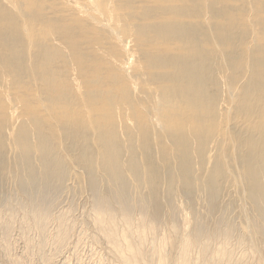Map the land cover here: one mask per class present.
<instances>
[{"label": "rangeland", "instance_id": "374dc122", "mask_svg": "<svg viewBox=\"0 0 264 264\" xmlns=\"http://www.w3.org/2000/svg\"><path fill=\"white\" fill-rule=\"evenodd\" d=\"M63 1L72 12L50 21L40 18L41 4L58 9L62 0H0V131L5 133L0 145L10 144L8 132L44 128L48 132L36 137L53 136L58 153L68 149L62 152L65 169L82 151L97 161L112 156L106 153L112 145L117 155L113 174L133 183L132 191L138 187L148 195L143 201H151L161 217L175 216L179 222L177 232L166 233L168 251L174 253L178 237L195 228L202 227L206 236L205 230L222 227L241 235V248L251 253L248 264H264V233L249 223L251 213L241 200L246 199L247 158L264 149L260 144L246 152L250 137L258 139L264 125V0ZM90 1L100 9L80 12V5ZM218 50L224 53L219 58ZM177 54L188 60L176 61ZM168 75L178 80H159ZM46 105L54 106L52 114ZM203 114L205 123H192ZM246 115L252 118L248 132L247 126L235 127ZM81 180L83 186L75 179L69 196L60 197L65 206L75 204V221L83 220L74 226L78 236L72 234L62 250L66 259L61 253L52 264H102L96 257L108 255L105 248L95 249L102 240L87 238L93 230L85 215L91 195L87 179ZM99 184L100 190L107 187L103 180ZM123 190L134 196L128 186ZM240 206L245 222L231 215ZM170 208L179 211L170 213ZM80 226L90 229L87 236L79 234ZM17 238L11 251L21 256L23 243Z\"/></svg>", "mask_w": 264, "mask_h": 264}, {"label": "bare ground", "instance_id": "6f19581e", "mask_svg": "<svg viewBox=\"0 0 264 264\" xmlns=\"http://www.w3.org/2000/svg\"><path fill=\"white\" fill-rule=\"evenodd\" d=\"M87 4L88 5L85 6L81 4L79 11L83 13L87 11L88 13L95 14L100 9L96 5V2L90 1L87 2ZM162 5L166 4L162 3ZM58 6L61 7L57 9L52 4H41L43 14L40 18L43 17L45 20L52 21L55 19L54 16H60L62 12H72V6L69 3H65L63 0ZM75 9L77 10V8ZM160 9L161 7H156L155 10L159 11ZM109 14L113 15L114 12L111 11ZM20 29L24 31L22 26ZM5 41V38H3V42ZM221 46L225 45L223 44ZM7 47L9 51L13 50L11 47ZM1 51L2 46H0V52ZM218 51L219 53L216 54L218 58L220 55H224L222 50ZM2 55L3 52L0 54V58ZM10 55L9 53V55L6 56ZM226 55L229 54L227 53ZM187 60L185 54H177L176 61L185 62ZM240 65L244 67V64ZM164 78H166L168 83H174L178 80L177 77L173 78L169 75L159 77V80L163 81ZM25 83L24 85H27ZM124 88L130 91L135 90L133 87L129 86H125ZM20 93L21 92H18V94ZM166 99L169 100L168 98ZM170 99L172 98L170 97ZM46 107L52 114L54 106L49 107L46 105ZM36 113L39 114V111H36ZM179 115L180 113L178 112L175 116L179 118ZM33 118L37 120L36 116ZM170 118L173 117L170 116ZM205 118L206 115L203 114L200 119H194H199L197 122L192 123L203 124L205 123ZM250 119L252 118L247 115L245 118L238 119L235 122V127L242 128L245 126V129L247 126L248 132L249 124L247 125V122ZM179 120H181L182 123L184 121L183 118H179ZM259 127V138L256 139L254 136L250 137L251 142L248 144V150L246 152H250L260 144L264 146V125L262 124V127L259 125ZM178 128L181 127H177V129ZM47 132L48 131L44 128L40 131L39 127L31 131L30 134L28 129L26 134L8 132L7 134L13 137L8 145L11 147L3 151L8 146L0 145V260H2L0 264H27L22 258H24L28 264H31L33 260H36V263L40 260V264H52L55 258L54 262L58 260L57 256L61 255V253L63 254L62 250L68 244L72 234H78L77 230L79 226L76 227L78 229L76 233H74L76 222L78 225L79 221H83H77L76 218V216L79 218L83 210H78L81 212H78L79 215L76 214V216H74L76 221L73 218V209H75V204L73 203L74 198L72 197V201L70 202L73 203L74 206L69 204L65 206L62 204L64 202L60 197L62 196L63 198L64 194L66 196L68 195L70 191L68 187H71L73 182L75 183V179L76 183L78 181V185L82 182L81 179L83 178L88 181V187L86 182H84L86 183L84 187L88 188L91 195L87 196L91 198V200L90 203L88 202L90 207H87L88 211L85 212V215L92 224L88 225L93 228V230L91 229L90 236H87L86 232H89L90 229L87 230L88 227H81V225L82 231H80L79 234L82 232L84 236L86 235L88 239H91V241L87 239L90 243H100V240L103 241V243H100V246L102 244L105 245V247H100L97 246L98 244H95V248L93 245L95 249H98L97 247H99V250L100 248H105L104 250L108 254L105 253L107 255L106 257L98 250L101 257H96V259L100 258L101 260H99V262L102 261V264H248L251 253L247 249L241 248V235L235 233L236 231L233 232V229L230 232V229L222 227L215 230H205L207 233L206 236H202V227L195 228L190 234H184L178 237L174 253L168 251L165 246V241L167 240L166 233L173 231L177 232L179 222L175 221V216L171 218L161 217V214L154 210L156 207L151 204V201L148 204L146 201H143L144 198H148V195H144L138 187L132 191V187L130 186H133V183L129 185L128 181L124 182L125 177L119 176L118 172L113 174L116 169L115 160L117 159V155L113 156L115 153L112 145H107L106 147V153L108 155L112 154V156L106 157V159L102 158L100 161L92 158L90 154L84 151L79 153L76 159L70 155V158H73L72 160L75 161V165L73 164L74 166L71 165L70 168L65 169V162L61 159H63L64 153L69 152L68 149L64 146V153H62L63 151L58 153L56 150L52 149V147H55V149L57 148L53 136H48L45 139L36 137L38 133L46 134ZM4 134V132L0 131V139ZM63 143L66 145L64 140ZM67 147L69 148V146ZM185 148L186 142H184L183 146V149ZM263 163L264 149L261 148H258L254 155L247 158V171L245 170L247 178H242V180L245 181L244 189L247 200H241L243 203H247L248 211L251 213L249 223H253L264 233ZM99 165L101 168H98ZM80 173H83L85 177L82 178L81 176L79 177L80 179L78 178L77 180L76 177H78ZM240 176L243 177V173H241ZM102 180L107 183V187L106 185L104 187L101 185L102 188L106 187L104 190L102 188L100 190V186H98L99 182ZM80 184L82 185V183ZM125 186H128V189L134 193V196L127 194L123 190ZM71 196L72 195H70V197ZM80 196H82V194ZM83 201H85V198ZM249 201L252 204L251 209H249ZM242 202H240V204ZM82 204L84 205V203ZM79 206H81V203ZM149 207H151L152 210H149ZM170 209V213L179 211L173 208ZM194 214L197 215V213ZM194 214L192 215L193 217L195 216ZM231 215L233 216V220L238 219L241 222H245L246 212L243 207H241V210L237 209L233 211ZM15 231L17 232V237H19L23 243L22 245L20 242L22 251L20 250V252H18L21 253V256H17L16 252H14L13 255L11 251L12 245H14L12 242H18V238L13 236ZM81 238L82 240L83 238L85 239L83 236ZM75 240L76 239H74V241ZM87 243L89 244V242ZM76 244L78 245V243ZM80 244L83 246L85 245L84 243L82 244V242H80ZM75 246H73V249ZM89 246L90 244L87 247ZM77 247H79V245ZM93 247L90 248L93 249ZM73 249L71 248V250ZM76 249L77 248L74 250L76 251ZM70 251L68 250L66 252ZM79 251L80 250H78V252ZM98 252L97 256L99 254ZM70 253H72V251ZM73 254L76 255L75 252ZM93 254L95 255V253ZM93 254H91L92 257L94 256ZM102 256H104V258H102ZM64 258L66 259L65 255ZM78 259L76 260L79 262ZM63 261L65 260L63 259Z\"/></svg>", "mask_w": 264, "mask_h": 264}]
</instances>
